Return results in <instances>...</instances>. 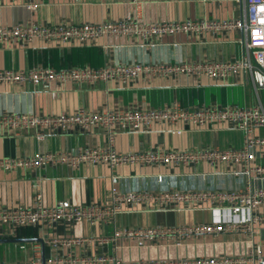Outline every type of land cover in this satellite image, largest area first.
Here are the masks:
<instances>
[{
    "label": "crops",
    "instance_id": "crops-1",
    "mask_svg": "<svg viewBox=\"0 0 264 264\" xmlns=\"http://www.w3.org/2000/svg\"><path fill=\"white\" fill-rule=\"evenodd\" d=\"M0 0V28L100 25L126 21L143 23L185 22L202 19L231 20L238 17L237 0ZM35 5L29 9L28 5ZM240 32L164 36L156 46L142 45L134 38L104 37L86 45L47 43L41 40L0 41V71H30L38 68H101L118 64H158L175 62H224L240 59L244 54ZM262 80V79H261ZM263 81V80H262ZM264 104V85L253 86L249 76L228 82L188 76L133 80L129 85L118 81H100L93 86L77 83L49 85L0 84V114L27 113L39 116L104 113L137 109L167 108L179 104L183 108L201 106H253ZM223 128V127H222ZM34 129L9 131L0 129V159H26L46 153L77 155L87 148H104L107 138L101 129L70 133L41 132ZM243 136L234 131L214 127L199 131L184 124L156 123L138 132L121 133L115 142L118 152L154 150H204L239 147ZM264 162V156L261 158ZM210 172L202 167H121L106 164H49L40 168L0 170V208H32L41 195L46 206L61 201L74 205L106 202L113 191L158 193L167 190L225 188L231 179L199 175ZM163 174L162 182L157 175ZM241 180L236 182L241 184ZM146 204L126 208L106 228L76 224L49 232L41 227L8 228L0 226V263L29 260L33 248L41 249L43 264H58V259L101 254L94 245L67 247L59 240L73 237H97L112 233L118 227H151L184 223L210 222V213L145 212ZM264 212V208L262 209ZM44 241L42 245L39 241ZM235 237L225 243L189 246L187 248H136L117 250L124 260L168 259L186 256L235 254L245 250L234 244ZM264 240V226L256 242ZM120 244V243H119ZM123 244H126L123 242ZM109 251L114 253V248Z\"/></svg>",
    "mask_w": 264,
    "mask_h": 264
},
{
    "label": "built area",
    "instance_id": "built-area-1",
    "mask_svg": "<svg viewBox=\"0 0 264 264\" xmlns=\"http://www.w3.org/2000/svg\"><path fill=\"white\" fill-rule=\"evenodd\" d=\"M137 7L141 6L135 0ZM238 17L231 20L202 19L185 22L143 23L126 21L100 25L0 28V41L41 40L47 43L86 45L104 37H128L142 45L156 46L164 36L187 35L201 37L205 34L240 32L243 56L224 62H175L158 64H118L101 68H38L30 71H0V84L49 85L52 83H77L93 86L100 81H118L129 85L133 80L150 81L153 78L188 76L197 80L206 78L228 82L237 77L249 76L256 91L264 85V0H237ZM34 9L35 5H28ZM263 81H262V80ZM184 124L195 130L214 127L238 132L243 136L239 147L204 150H154L148 152H118L117 137L125 132H138L156 123ZM223 127V128H222ZM98 128L104 131L107 146L87 148L77 155L46 153L26 159H0V170L16 168L34 169L49 164H64L73 168L81 165L101 164L111 169L121 167H206L211 175L231 179L234 184L225 188L167 190L158 193L113 191L109 199L100 204L74 205L61 201L46 206L41 195L32 208H0V226L12 229L27 226L41 227L49 232L60 227L85 224L106 228L117 216L127 213L126 208L146 204L145 212L210 213L212 221L151 227H118L112 233L97 237H73L59 240L67 247L94 245L103 252L97 255L58 259V264H264V240L256 242L264 226V104L253 106H201L183 108L174 104L167 108L107 111L104 113H77L73 115L39 116L27 113L0 114V129L19 131L34 129L41 132H86ZM163 174L157 175L162 182ZM241 180V184L236 182ZM235 237V244L245 250L235 254L214 256H186L168 259L124 260L117 250L136 248H175L216 244ZM125 242L126 244H123ZM120 243V244H119ZM114 248V253L109 248ZM0 264H43L41 249L33 248V256L26 261Z\"/></svg>",
    "mask_w": 264,
    "mask_h": 264
},
{
    "label": "water",
    "instance_id": "water-1",
    "mask_svg": "<svg viewBox=\"0 0 264 264\" xmlns=\"http://www.w3.org/2000/svg\"><path fill=\"white\" fill-rule=\"evenodd\" d=\"M42 245H44V241L41 239L40 241H39Z\"/></svg>",
    "mask_w": 264,
    "mask_h": 264
}]
</instances>
